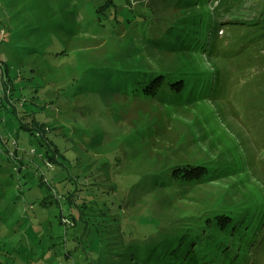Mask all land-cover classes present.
<instances>
[{"label":"rangeland","instance_id":"374dc122","mask_svg":"<svg viewBox=\"0 0 264 264\" xmlns=\"http://www.w3.org/2000/svg\"><path fill=\"white\" fill-rule=\"evenodd\" d=\"M147 1L130 0L133 7L144 6ZM253 1L209 0L207 6L203 8L189 10V7H184L183 12L194 14L198 11L205 17L218 11L225 14L230 10H238L242 15L240 17L252 21L262 7L260 4L253 6ZM13 6V0H0V12L3 8L8 11ZM9 19V15L0 13V21L7 22ZM16 20L13 23L22 24L23 33L28 34L30 29L27 27L28 23L26 21L18 23ZM4 25L5 23L0 24V42L9 40L6 32L8 26L4 28ZM239 28L241 27L219 28L212 40L215 47L211 48L213 52L211 56L190 51L178 55L179 60L180 57L189 58L186 63L191 70L203 71L206 68L210 74L218 72V76L214 77L220 80V85L217 80L218 86L211 90L213 96L199 100L196 106L193 104L190 108L175 110H168L154 103H139L125 99L110 90H105V87L104 91L99 90L98 75L88 69L92 66L99 67L110 62L128 67L141 62H151L152 66L157 68L170 65L174 59L173 56L164 57L155 50L147 49L136 41H130L132 45L129 46L128 42H106L104 39L80 37L73 44H69L68 48L72 47L73 53L79 50L77 53H82L81 55L70 54L66 59L62 57V61L54 56L50 60L52 63L43 61L38 51H18L13 45L0 47L5 53L10 54L12 50L20 57L15 61L16 64L10 61L13 62L11 74L14 77L18 76V80L25 76L28 88H25V82L23 85L20 84L31 100L35 97L43 98L50 92L53 97H62L65 92L70 91L71 78L78 74L76 72L72 75V68L94 57L85 68H81V71L86 70L76 76L88 82L87 85L94 89L89 91L78 88L75 93L70 91L69 114H65L63 108L55 106H49L47 109L32 107L40 123L55 120L53 125L67 127L64 134H60L59 137L53 136V147L60 156L59 162L62 165L50 166L43 160H35L34 155H29V151L38 144L24 131L20 132L19 147L28 152L19 153L18 158L8 155V151L13 153L15 148L13 135L9 136L10 140L7 143L0 140V264H73L72 259L65 258V254L73 250L71 239L74 224L65 218L63 219L65 226H58L54 209L42 204L48 192L46 191L44 195L39 187L38 178L41 175L48 176L50 180L53 176L56 177L55 184L63 193L71 191L73 194L78 187V195L72 200L74 204H79L87 195L104 199L108 195L100 192L99 185L90 182L92 179L90 177L73 184L72 180L74 178L77 180L81 173L80 160L89 163L93 170L98 167L105 170L101 180L109 184L110 177L106 170L110 168L105 163L115 162L116 154H119L120 159L126 162L120 167L124 170L116 175L119 193L128 189L133 182L129 176L152 173L154 175L150 174L147 179L154 182L155 177L167 176L168 171L165 168L174 164L203 163L208 169L219 168L226 172L215 180L211 179L209 184L187 185L178 181L177 184L169 186L165 182L160 185L158 180L160 189L156 186L149 189L153 186L151 184L134 194L128 192L124 195L128 204L126 209L121 211L127 220L145 218L143 216L149 215L161 223L162 220H169L180 214L213 211L227 202H234L233 205L238 206L237 208L250 209L259 215L261 211L263 213L264 43L261 44L263 39L251 42L252 37H249L242 39L240 46L239 43L235 44L233 34H243ZM30 34L36 35V31L32 30ZM246 34L250 35L247 31ZM135 43L139 46L136 47ZM23 44L39 46V40L28 37L27 41L19 43ZM41 45L45 47L46 44ZM82 49L83 52H80ZM133 49L135 51H132ZM52 50L62 52L63 48L55 44ZM216 50L223 54L214 55ZM85 54H89L90 57ZM121 54H125V57L122 58ZM3 60H7L6 56L0 52V98L4 93L5 81L1 63ZM237 63H242L238 70L235 69ZM31 68H34L36 74L32 72L33 70L30 71ZM35 75L40 84L34 80ZM217 87L222 88L215 92ZM88 92L90 97L85 95ZM2 115L7 121L5 123L0 121V131L9 133L17 118L14 114L8 115L5 110ZM86 134L94 138L90 140V146L83 147ZM104 135H107L105 139ZM256 206L261 209L258 210ZM250 210L244 213L250 214ZM67 212L64 210L65 215H68ZM78 212L73 213L78 216ZM117 228L120 234L122 231L120 225L114 230ZM53 235L55 237L62 235L63 241L50 239ZM64 241L66 242L63 244ZM118 244L117 241L115 247ZM104 245V239L94 230L86 249L92 259H97L98 254L105 251ZM136 261L141 264L139 260ZM101 264L105 262L102 261ZM123 264L128 263L123 261Z\"/></svg>","mask_w":264,"mask_h":264},{"label":"trees","instance_id":"16d2710c","mask_svg":"<svg viewBox=\"0 0 264 264\" xmlns=\"http://www.w3.org/2000/svg\"><path fill=\"white\" fill-rule=\"evenodd\" d=\"M97 1L99 0H13V7H10L8 11L3 8L0 12L10 16L9 21H0V24L5 23L4 28L8 26L6 32L9 35V40H2L0 47L13 45L18 51H38L42 60L49 63L54 56L62 61V57L66 59L70 54L81 55L82 53H77L79 50L73 53L72 47L68 48L69 44H73L80 37L104 39L106 42H128L129 46L132 45L130 41H136L137 44L147 49L155 50L164 57L173 56L174 59L170 65L157 66V68H154L151 62H141L128 67L110 62L99 67L92 66L88 69L98 75L99 90L104 91L105 87V90H110L125 99H132L139 103H154L156 106L175 110L177 108L187 109L193 104L196 106L199 100L212 97L211 90L218 86V78L214 77L218 76V72L210 74L206 68L203 71L191 70L186 63L189 58L179 56V60L180 53L185 54L190 51L203 56H211L210 54L213 53L211 48L215 47L212 40L221 27H241L239 29L243 31V34L245 33L244 35L233 34L235 44L239 43V46L242 39L249 37H252L251 42L263 39L261 44L264 43V0L253 1V6L260 4L262 7L259 8L258 16L252 21L240 17L242 15L238 10H230L225 14H220L222 12L218 11L205 17L198 11L194 14H184V7H189V10L203 8L207 6L209 0H148L144 6L140 7H133L130 0ZM15 19L18 23L22 21L28 23L27 27H30L28 34L23 33L22 24L13 23ZM32 30L36 31V35L30 34ZM246 31L250 35L246 34ZM28 37L39 40V46L19 45L20 42L27 41ZM218 41L222 45L220 40ZM41 43H45V47ZM136 43L135 46H139ZM55 44L62 47L63 51L53 52L52 47ZM0 52L4 53L7 59L1 62L5 81L3 82L4 93L0 98V121L4 123L7 121L2 115L3 110L8 115L14 114L18 120L14 122L11 132L0 131V140L7 143L10 140L9 136L13 135L15 148L13 153L8 151V155L17 157L19 153L28 152L19 147L20 132L24 131L38 144L29 151V155H34L35 160H43L50 166L59 167L62 163L59 162L60 156L53 147V136L59 137L60 134H64L67 127L53 125L55 120L50 123H40L32 107L47 109L49 106H55L63 108L62 111L69 114L70 91L75 93L78 88L89 91L94 89L87 85L88 82L82 81L81 77H76L86 70L81 71V68H85L94 57L85 54L90 58L76 68H72L71 74L76 72L78 74L71 78L70 91L65 92L62 97H53L50 92L43 98L35 97L31 100V97L29 98L22 89L24 82L25 88H28L25 76L18 80V76L14 77L11 74L13 62L10 61L15 62L20 57L12 50L10 54L2 49ZM80 52H83V49ZM217 53L223 54L216 50L214 55ZM121 57H125V54H121ZM241 67L242 63H237L235 69L238 70ZM31 70L36 74L34 68ZM68 72L69 70L66 71ZM33 78L36 81L39 80L36 75ZM218 81L220 85V80ZM35 85L38 86L37 83ZM217 88L215 92L220 91L222 87ZM85 95L90 97V92ZM63 117L65 118L66 115ZM61 128L62 130H59ZM106 136L104 135L103 138L105 139ZM93 138L86 134L83 147L90 146V140ZM116 155L115 162L105 163L110 168L106 170L110 177L109 184L101 180L105 170L100 167L93 170L89 163H83L81 160L79 162L80 176L77 180L76 178L72 180L73 184H76L78 180L92 178L90 182L99 185L100 192L108 195L102 200L87 195L79 204H74L72 200L78 195V187L73 194L71 191L63 193L55 184L56 177L53 176L50 180L48 176L41 175L38 178L39 187L44 195L46 191L48 192L42 204L54 209V217L57 218L58 226H65L63 222L65 218L74 224L71 239L73 250L66 252V259H72L73 264H101L102 261L105 264H110V262L111 264H123V261L128 264L135 261L133 264H139L136 260H139L141 264H264V254H262L264 250V212L261 213L262 211L259 215L258 212L253 213L248 209L250 214H245L244 211L248 210L237 208L238 206L233 205L234 202H227L213 211L202 210L192 214H180L169 220H162V224L160 220L157 222L149 215L143 216L145 218L127 220L121 214L128 204L124 197L128 192L134 194V192L141 191L139 189L142 187H149L151 184L153 186L149 189L155 186L160 189L163 182L169 186L177 184L178 181L187 185L209 184L211 179H217L221 174L226 173L225 171L219 168L208 169L203 163L200 165L187 163L169 165L165 168L168 171L167 176L155 177L154 182H149L147 179L150 174L154 175L152 173L129 176L133 182L128 189L119 193L116 175L124 170L120 167H123L126 162L120 159L119 154ZM158 180L160 185L157 184ZM256 207L258 210L261 209L259 206ZM64 210L68 211V215L64 214ZM74 211H79L78 216L73 213ZM118 225L122 229L120 234L118 228L114 230ZM94 230L99 237L104 239L103 249L106 248L104 252L98 254L97 259H92L86 249ZM112 232H114L113 235ZM50 239L63 241V236L53 235ZM117 241L119 244L115 247Z\"/></svg>","mask_w":264,"mask_h":264}]
</instances>
